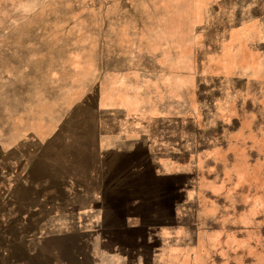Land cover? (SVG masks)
I'll list each match as a JSON object with an SVG mask.
<instances>
[{"label":"rangeland","instance_id":"1","mask_svg":"<svg viewBox=\"0 0 264 264\" xmlns=\"http://www.w3.org/2000/svg\"><path fill=\"white\" fill-rule=\"evenodd\" d=\"M0 264H264V0H0Z\"/></svg>","mask_w":264,"mask_h":264}]
</instances>
